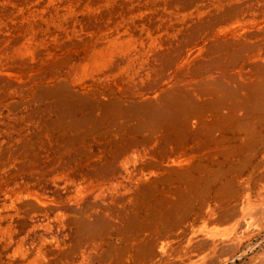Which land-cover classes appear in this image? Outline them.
Wrapping results in <instances>:
<instances>
[{"label": "rangeland", "instance_id": "obj_1", "mask_svg": "<svg viewBox=\"0 0 264 264\" xmlns=\"http://www.w3.org/2000/svg\"><path fill=\"white\" fill-rule=\"evenodd\" d=\"M0 121L128 181L62 232L85 264H264V0H0Z\"/></svg>", "mask_w": 264, "mask_h": 264}, {"label": "bare ground", "instance_id": "obj_2", "mask_svg": "<svg viewBox=\"0 0 264 264\" xmlns=\"http://www.w3.org/2000/svg\"><path fill=\"white\" fill-rule=\"evenodd\" d=\"M36 101L25 103L32 107ZM22 125V122L13 123V135L20 131ZM11 128L10 123L0 121V130L3 132ZM27 146H17L13 149V154L7 150L0 151V243L7 244L0 249V264H39L42 259L56 264H85L86 255L83 254L80 260L78 255L80 248L87 251L88 245L67 248L62 247L60 242H66V238L73 233V228L77 227L73 218L93 209V198L110 199L122 188H126L128 181L125 176L110 178L103 174L102 162L94 150L93 156L85 162L86 165L76 171L70 167L73 157H65L62 151L53 150L54 148H50V151L48 147L51 145L46 147V144L47 149L41 153L38 145L35 146L41 154L40 160L35 158L39 160L37 165L24 161ZM125 173L131 176L134 169ZM8 210L15 211L16 215L5 214ZM10 217L12 219L9 226L1 224L7 223ZM67 229L69 231L66 232V238H62V232ZM118 235L122 237V230ZM53 242L57 247L51 245ZM88 264L132 262L123 250L114 255L92 259Z\"/></svg>", "mask_w": 264, "mask_h": 264}]
</instances>
